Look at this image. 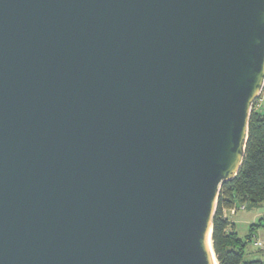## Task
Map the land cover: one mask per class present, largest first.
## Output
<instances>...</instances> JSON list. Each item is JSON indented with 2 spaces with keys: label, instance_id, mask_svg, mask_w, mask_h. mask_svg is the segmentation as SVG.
<instances>
[{
  "label": "water",
  "instance_id": "obj_1",
  "mask_svg": "<svg viewBox=\"0 0 264 264\" xmlns=\"http://www.w3.org/2000/svg\"><path fill=\"white\" fill-rule=\"evenodd\" d=\"M263 89L264 0H0V264H214Z\"/></svg>",
  "mask_w": 264,
  "mask_h": 264
},
{
  "label": "trees",
  "instance_id": "obj_2",
  "mask_svg": "<svg viewBox=\"0 0 264 264\" xmlns=\"http://www.w3.org/2000/svg\"><path fill=\"white\" fill-rule=\"evenodd\" d=\"M237 203H264V113L255 108L249 121V138L243 164L234 179L221 185L212 238L219 264H264V254L254 259L248 258V247L258 228L264 226L263 219L250 226L245 238L227 232L231 222L224 217V209L232 208Z\"/></svg>",
  "mask_w": 264,
  "mask_h": 264
},
{
  "label": "rangeland",
  "instance_id": "obj_3",
  "mask_svg": "<svg viewBox=\"0 0 264 264\" xmlns=\"http://www.w3.org/2000/svg\"><path fill=\"white\" fill-rule=\"evenodd\" d=\"M253 107L257 111L264 113V89L261 92V94L256 98L255 102L253 103L252 109H254ZM245 205H246V209L240 211L237 215L245 219L246 225H244V229L247 230L249 229L251 223L256 225V223L261 222L262 219L264 220V203L263 204L245 203ZM254 236H256L257 239L255 241V238H252L249 247L252 245L253 249L257 251L256 253L260 254V255H256V258H258L263 256L264 254V246L261 248L258 245H256L257 241H261L264 244V226L258 228V230L253 235V237Z\"/></svg>",
  "mask_w": 264,
  "mask_h": 264
},
{
  "label": "crops",
  "instance_id": "obj_4",
  "mask_svg": "<svg viewBox=\"0 0 264 264\" xmlns=\"http://www.w3.org/2000/svg\"><path fill=\"white\" fill-rule=\"evenodd\" d=\"M230 222L231 224L227 230L228 233H233V232L237 233L242 238H245L249 234L250 227L247 230L244 229V225H246L245 224L246 221L244 218L237 215L232 219H230ZM251 225H253V223H251ZM248 251H249V255H248L249 259H254L256 258V255H260L256 253L257 251L253 249L252 245L248 247Z\"/></svg>",
  "mask_w": 264,
  "mask_h": 264
},
{
  "label": "built area",
  "instance_id": "obj_5",
  "mask_svg": "<svg viewBox=\"0 0 264 264\" xmlns=\"http://www.w3.org/2000/svg\"><path fill=\"white\" fill-rule=\"evenodd\" d=\"M246 209V205L245 204H235L232 208H228V209H224V217L227 219H232L233 217H235L240 211H243ZM253 238H255L256 241V236H254ZM256 245H258L259 247H263L264 244L261 241H257Z\"/></svg>",
  "mask_w": 264,
  "mask_h": 264
},
{
  "label": "bare ground",
  "instance_id": "obj_6",
  "mask_svg": "<svg viewBox=\"0 0 264 264\" xmlns=\"http://www.w3.org/2000/svg\"><path fill=\"white\" fill-rule=\"evenodd\" d=\"M212 232H213V230H212V226H211L209 232L207 233V243H208L209 250L211 251V253L213 255L214 264H219L216 257H215L213 247H212Z\"/></svg>",
  "mask_w": 264,
  "mask_h": 264
}]
</instances>
